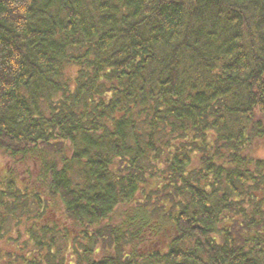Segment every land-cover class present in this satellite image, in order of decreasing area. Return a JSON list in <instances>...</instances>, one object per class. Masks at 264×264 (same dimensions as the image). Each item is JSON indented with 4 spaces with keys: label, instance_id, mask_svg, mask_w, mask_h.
<instances>
[{
    "label": "trees",
    "instance_id": "16d2710c",
    "mask_svg": "<svg viewBox=\"0 0 264 264\" xmlns=\"http://www.w3.org/2000/svg\"><path fill=\"white\" fill-rule=\"evenodd\" d=\"M0 159V264H264V0H0Z\"/></svg>",
    "mask_w": 264,
    "mask_h": 264
},
{
    "label": "rangeland",
    "instance_id": "374dc122",
    "mask_svg": "<svg viewBox=\"0 0 264 264\" xmlns=\"http://www.w3.org/2000/svg\"><path fill=\"white\" fill-rule=\"evenodd\" d=\"M3 170H4V168H3V162H2V160L0 159V176L3 174ZM3 249H8L7 248V246H5V245H3V247H2Z\"/></svg>",
    "mask_w": 264,
    "mask_h": 264
}]
</instances>
